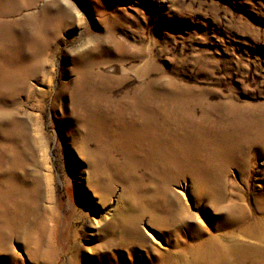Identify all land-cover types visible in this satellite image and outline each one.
I'll return each instance as SVG.
<instances>
[{"label":"rangeland","instance_id":"1","mask_svg":"<svg viewBox=\"0 0 264 264\" xmlns=\"http://www.w3.org/2000/svg\"><path fill=\"white\" fill-rule=\"evenodd\" d=\"M80 76L91 82L77 89ZM94 94L118 115L113 100L137 105L169 95L194 105L196 117L229 105L236 153L199 166L197 180L174 168L172 179L151 180L156 169L143 164L144 152L131 160L123 148L95 142L103 123ZM222 110L208 112L218 113L213 126L223 127ZM75 140L128 164L121 179L140 163L150 192L132 209L112 174L96 189L99 167L85 163ZM13 192L34 212L15 216L11 229ZM261 208L264 0H0V264H264ZM257 223L262 241L243 234ZM196 234L212 239L207 263L194 259Z\"/></svg>","mask_w":264,"mask_h":264},{"label":"bare ground","instance_id":"2","mask_svg":"<svg viewBox=\"0 0 264 264\" xmlns=\"http://www.w3.org/2000/svg\"><path fill=\"white\" fill-rule=\"evenodd\" d=\"M78 66L87 71L86 73L89 76L98 74V72L94 73L91 67L83 62L78 64ZM83 82L90 83L91 80L83 81L80 76L77 89H80ZM79 92H81V90H78V93ZM91 99L96 108L101 107L102 128L99 135L93 136L96 143H102L100 144L102 146L101 150L115 152L117 147H121L123 148L125 156L129 157L131 160L135 158L136 154L142 151L148 156V159L144 160L143 164L149 165L151 169H156L153 172L154 176L150 177L148 172H146L144 176H141L138 174L140 169L139 163L135 168L137 171L134 174L128 177V179H121L120 176H123L121 170L123 168L128 169V164L112 156L109 158L104 154L100 156L97 154H90L93 153V151L89 149L85 142L81 140L74 141V144L81 149L84 158L87 160L85 163H89L93 167H99L93 169V179L91 183L94 187L96 189L106 188L103 182L110 177L109 173L112 174L116 180L122 183L123 188L126 189L124 201L127 208L129 206H131L132 209L135 208L133 204L135 198H138V196L146 192H150L151 188L149 186H141V180L143 178L149 176L151 180L156 179L159 182L168 180L167 178L172 179L173 177L171 178L170 169L174 168L179 170L177 171L179 174L187 173L193 176L192 180H197L198 176L194 172H197L199 166H213L224 159L233 157L236 153L229 144L232 140V136L228 131L230 122L227 109H230L229 105H222L219 107L217 104H212L206 109V113L201 117H196L192 113V107L194 105L184 102L181 99H179L180 103H174L172 100L173 98L169 95L163 97L162 100H165L163 102L158 100L157 103H151L150 100L145 101L140 99L137 105L134 102L124 104L122 101L113 100L117 106H122L123 108V112H120L118 115L113 114L109 108H103L101 103L102 101H107L105 98L94 94L91 96ZM219 109H223V113H221V124L223 127L213 126L212 124L218 113L211 116L210 111H213L212 114H214ZM79 115H84L83 111H81ZM151 118L156 121L165 120V124L163 127L155 126L150 122ZM126 120H129V122H126ZM76 130L75 128V131ZM89 145L92 146V144ZM93 148L97 150L95 146ZM13 166L14 163L12 162L9 171H13ZM136 173L138 175L136 182L139 184L138 186L140 188L138 187L136 190L132 191L130 190L131 186L128 187V185L136 180ZM50 178L48 174L42 179L47 180L50 184ZM127 208L124 209L127 210ZM261 210L264 209L261 208ZM26 211L31 213L34 212L33 209H28L23 202H18V196L13 192L11 198L8 199L6 213L7 218L9 217L8 228L15 226V216ZM35 213L37 214L36 210ZM123 217L128 221L134 219L128 215ZM259 225L260 224L257 223L249 226L244 230L243 234L251 239L262 241ZM10 232L13 234V231ZM196 237L198 238L199 235L196 234ZM204 240L205 239H199V251L196 250L195 257H193L195 260L197 258L199 261L204 260V263H207V258L214 256L216 253L212 249V239L209 238ZM238 247L239 244H235L233 250L235 251ZM220 248L222 249V245ZM220 252L227 254L224 250ZM218 256L219 254H217V257ZM105 258L109 260L108 256H105Z\"/></svg>","mask_w":264,"mask_h":264}]
</instances>
